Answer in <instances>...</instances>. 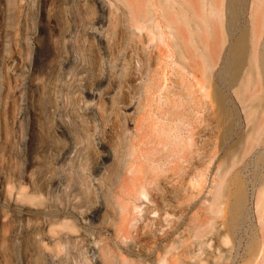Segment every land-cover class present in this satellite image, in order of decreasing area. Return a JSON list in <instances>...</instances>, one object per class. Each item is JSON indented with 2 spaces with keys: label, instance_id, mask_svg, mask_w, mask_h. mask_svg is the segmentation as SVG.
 Segmentation results:
<instances>
[{
  "label": "rangeland",
  "instance_id": "obj_1",
  "mask_svg": "<svg viewBox=\"0 0 264 264\" xmlns=\"http://www.w3.org/2000/svg\"><path fill=\"white\" fill-rule=\"evenodd\" d=\"M160 1L0 0V264H248L264 244V30L238 93L225 1L210 69L187 47L159 63L164 22L139 13Z\"/></svg>",
  "mask_w": 264,
  "mask_h": 264
},
{
  "label": "bare ground",
  "instance_id": "obj_2",
  "mask_svg": "<svg viewBox=\"0 0 264 264\" xmlns=\"http://www.w3.org/2000/svg\"><path fill=\"white\" fill-rule=\"evenodd\" d=\"M223 1H225L224 3L225 15H226L225 27L226 30L228 31L230 42L226 47V53L223 60V67L221 69V74L225 75L231 72V75L235 80L233 82L237 84V88H236L237 92L242 93L250 83L253 85L256 82V78L259 74L258 71L260 70V72H262V67L260 66L259 68V66L256 65L255 63L254 51L250 50V44H253L252 46L254 45L257 46L259 41L258 38L256 39V41L255 39L253 40V38L251 39V37H254L253 32H254L255 20H258L259 22V26H258V33H260L259 35H261L264 30V8L260 12L258 9L260 7L259 2L261 1L263 2L264 0H249L250 1L249 15L247 18L243 16V24L239 22L240 18L238 14V6L240 5L239 3L241 2V0H223ZM219 3L220 0H161L160 4H158V8L160 9L159 15L155 13L156 11H154V9H152L151 6L147 7L145 11L144 10L142 11L141 9L140 10L141 12L139 11L140 17H144L143 20L147 21L149 25L152 26L150 27V29H153V33L154 30L156 29L153 27L159 24V21L158 20L156 21V17H158L160 21L164 22V25H162V27L166 29V33H164L163 30V31H159L158 35L156 34L157 37L159 36V39L160 40L163 39L164 40L163 42L165 43V47L159 48L158 49L159 51L157 50V46H156V50L158 51V54L156 55H158L157 57L158 60L160 61L159 63L165 61V59L168 57V53H170L173 56L175 55V57L178 59L177 61H180L183 64V67H187L186 63L184 64L183 63L184 61L183 62L181 61V58L187 59V54L185 52V47H187L189 58L193 57L194 60L196 58L205 60V65L208 67V69H210L211 63L207 60V54L203 52V47L201 46L202 40H204L205 38L202 34L203 31L206 29L207 31H210V33L207 32L208 39L209 36H211L212 31L208 29H211L212 26L214 25L212 18H217L219 19V22H222L220 20L222 9ZM254 7L257 8L258 10L254 9ZM168 9H171L172 18L174 20L179 21L180 26L174 25L173 21L166 20L165 13H168ZM139 14L137 15L138 17ZM155 27H158V25ZM148 39H152V38L150 37ZM188 60L189 59H187V61ZM158 75L159 72L156 74V76L158 77ZM214 98H215L214 100L215 103L213 102V104L220 105L219 101L221 100V95L220 93L217 92V90H214ZM253 98L255 100V102H253L255 106V104L257 105L258 102L259 103L262 102V100L264 99V94H261L259 96L255 94L253 95ZM195 104L197 105V102H195ZM250 108H248L249 111L246 112L247 116L253 114ZM199 120L200 121H198L197 125L201 124V118H199ZM134 155H136V153ZM131 168L134 169L133 162ZM132 172H134V170ZM131 179L132 177L130 178V180ZM126 180H124V182H126ZM258 257L264 259V244H262L258 248L254 260H251L250 262H248V264L258 263L259 261Z\"/></svg>",
  "mask_w": 264,
  "mask_h": 264
}]
</instances>
